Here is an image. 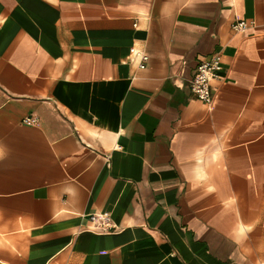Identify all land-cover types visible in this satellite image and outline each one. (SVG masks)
<instances>
[{
  "label": "crops",
  "instance_id": "0c3cea01",
  "mask_svg": "<svg viewBox=\"0 0 264 264\" xmlns=\"http://www.w3.org/2000/svg\"><path fill=\"white\" fill-rule=\"evenodd\" d=\"M0 264H264V0H0Z\"/></svg>",
  "mask_w": 264,
  "mask_h": 264
},
{
  "label": "built area",
  "instance_id": "2783aa9c",
  "mask_svg": "<svg viewBox=\"0 0 264 264\" xmlns=\"http://www.w3.org/2000/svg\"><path fill=\"white\" fill-rule=\"evenodd\" d=\"M250 23L245 19H237L231 25L234 32L245 33ZM131 53L139 56V67L143 68L147 61V56L135 49H131ZM223 70L222 55L220 53L212 54L207 60L199 63L194 74L189 80V86L192 93L197 99L202 101L208 108L213 104L212 82L220 77ZM26 124H36L35 117H26L24 120ZM88 220L92 223L91 230L97 233H108L116 229L111 216L107 212L92 213L88 215Z\"/></svg>",
  "mask_w": 264,
  "mask_h": 264
}]
</instances>
